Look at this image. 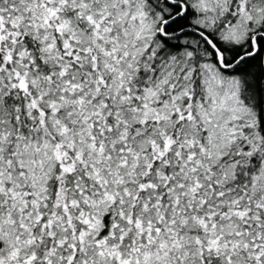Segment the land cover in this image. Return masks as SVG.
I'll use <instances>...</instances> for the list:
<instances>
[{
    "label": "snow or ice",
    "instance_id": "obj_1",
    "mask_svg": "<svg viewBox=\"0 0 264 264\" xmlns=\"http://www.w3.org/2000/svg\"><path fill=\"white\" fill-rule=\"evenodd\" d=\"M0 264H264V0H0Z\"/></svg>",
    "mask_w": 264,
    "mask_h": 264
}]
</instances>
